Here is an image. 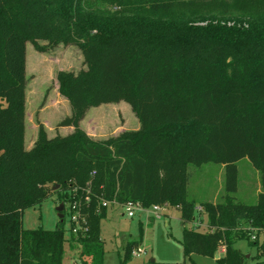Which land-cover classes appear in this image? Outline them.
Masks as SVG:
<instances>
[{
  "label": "trees",
  "instance_id": "1",
  "mask_svg": "<svg viewBox=\"0 0 264 264\" xmlns=\"http://www.w3.org/2000/svg\"><path fill=\"white\" fill-rule=\"evenodd\" d=\"M199 3L207 12L195 18H165ZM227 9L217 0H0V264H63L72 251L79 264H103V202L177 210L185 258L224 247L219 264H242L238 241L264 254V22L218 20ZM27 43L41 53L74 46L85 67L56 76L70 109L58 127L72 132L48 138L38 125L28 150ZM119 102L136 131L93 140L80 129L89 109ZM241 160L258 176L253 204L235 197ZM211 163L223 168L222 193L197 204L190 168ZM72 191L84 217L76 236L64 239L62 220L53 231L22 228L25 209L51 193L65 205ZM196 206L208 232L187 228ZM139 245L126 243L121 264Z\"/></svg>",
  "mask_w": 264,
  "mask_h": 264
},
{
  "label": "rangeland",
  "instance_id": "2",
  "mask_svg": "<svg viewBox=\"0 0 264 264\" xmlns=\"http://www.w3.org/2000/svg\"><path fill=\"white\" fill-rule=\"evenodd\" d=\"M217 1L228 7V14L218 16V20L264 22V0ZM197 6L195 9L174 10L165 18L187 20L195 18L198 13L207 12L200 3ZM94 8L99 11L107 9L100 4ZM38 44L45 45L44 42ZM84 68L80 51L74 46L59 45L41 53L30 43L26 44L24 116L26 150L32 147L36 139L38 125L43 126L48 138L72 132L70 127H58L59 122L69 116L70 109L68 102L58 93L56 76L59 72L75 74ZM79 127L91 139L104 140L123 132L136 131L138 124L130 107L124 102H119L89 109ZM236 166L238 190L235 197L246 204H253L258 189L257 173L246 160L239 161ZM190 172L191 179L188 185L190 197L197 204L200 201L215 202L222 193L223 168L211 163L198 169L191 167ZM59 201L60 195L51 193L40 204L25 209L21 218L22 228L55 230L60 224L56 212ZM62 216L63 237L70 240L74 235L71 232L70 213L66 204ZM198 220L201 222L200 226L190 224L187 228L208 232L203 213L199 214ZM181 229L179 212L175 209H165L157 215L134 212V216L128 218L123 207L114 203L107 204L106 217L100 222V239L104 248L103 264H121L124 247L129 242H140L139 247L145 250V254L131 257L124 264H219L216 259L221 256L217 251L213 257L193 254L190 258H185L180 245ZM263 239L264 234L260 233L259 241ZM235 248L244 256L242 264H264V254L257 256L256 249L249 248L245 241H238ZM70 255L75 256L77 261V251L68 254V258L72 259L73 256Z\"/></svg>",
  "mask_w": 264,
  "mask_h": 264
},
{
  "label": "built area",
  "instance_id": "3",
  "mask_svg": "<svg viewBox=\"0 0 264 264\" xmlns=\"http://www.w3.org/2000/svg\"><path fill=\"white\" fill-rule=\"evenodd\" d=\"M73 192L74 191H72V194L68 195L67 202L65 204L69 208L70 220H71V226H72L71 232L74 236H76L78 234V232L80 231V227H81L80 224L82 222H84V217L81 214L82 206H81L80 200L75 199ZM86 192H88V191H86ZM88 202H89V198L84 197L83 198L84 208ZM107 204H111V203H107V202L102 203L103 206H106ZM119 206L124 208V210L126 212V216L128 218H132L134 216V212L147 213L150 215H157L159 212L166 209L165 207H160V206H151L150 208H143L138 203H125V204H122ZM194 211L198 215L203 212L202 208L199 206H196L194 208ZM191 224H193L194 226L197 227V226L201 225V222H200V220H198V218H196ZM260 233L264 234V231H260ZM251 239H254V237L252 236ZM217 253H218V255L220 254V256H223V254L225 253L224 247H219L217 250ZM144 254H145V250L141 247H137L131 251L132 257L141 256Z\"/></svg>",
  "mask_w": 264,
  "mask_h": 264
},
{
  "label": "crops",
  "instance_id": "4",
  "mask_svg": "<svg viewBox=\"0 0 264 264\" xmlns=\"http://www.w3.org/2000/svg\"><path fill=\"white\" fill-rule=\"evenodd\" d=\"M138 124V123H137ZM138 129V128H137ZM71 132H69L68 134H70ZM68 134H65V135H68ZM65 135H61V136H65ZM30 149V148H29ZM258 191H259V186H258V189H257V192L256 193H258ZM70 257V256H69ZM74 258V259H73ZM73 258L72 259H70V258H68V256H67V258H66V260H64V262H63V264H79L78 263V261H75L76 260V258H75V256H73ZM77 262V263H75V262Z\"/></svg>",
  "mask_w": 264,
  "mask_h": 264
},
{
  "label": "water",
  "instance_id": "5",
  "mask_svg": "<svg viewBox=\"0 0 264 264\" xmlns=\"http://www.w3.org/2000/svg\"><path fill=\"white\" fill-rule=\"evenodd\" d=\"M64 210V205L63 203L59 204V206L56 208V212L58 214V218L61 221L63 216H62V211Z\"/></svg>",
  "mask_w": 264,
  "mask_h": 264
}]
</instances>
